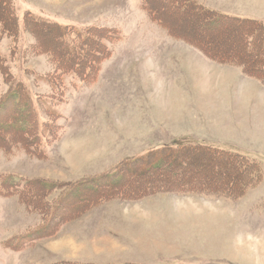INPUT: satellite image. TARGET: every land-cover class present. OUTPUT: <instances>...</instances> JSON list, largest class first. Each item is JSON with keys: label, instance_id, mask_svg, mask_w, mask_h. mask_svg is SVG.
Wrapping results in <instances>:
<instances>
[{"label": "rangeland", "instance_id": "374dc122", "mask_svg": "<svg viewBox=\"0 0 264 264\" xmlns=\"http://www.w3.org/2000/svg\"><path fill=\"white\" fill-rule=\"evenodd\" d=\"M164 1L154 0L153 6L174 34L220 53H243L244 26L203 23L190 11L188 15L171 11ZM198 2L223 15L264 22V0ZM14 4L20 14L29 8L75 28H112L117 38L106 44L109 56L91 82L84 84L66 73L59 75L60 85L55 87L53 77L43 79L44 72L53 70L46 55L20 61L18 47L14 61L9 56L10 39L0 34V55L10 65V75L21 74V79L25 70L30 72L22 81L30 90L38 122L47 121L49 130L39 127L44 160L0 152V184L6 175H14L5 181L7 191L20 186L21 176L69 182L78 188L73 195L67 188L52 193L55 200L63 193L55 211H27L16 198L0 196V264H264V86L236 68L212 63L187 40L170 36L147 17L139 0H14ZM36 32L60 63L69 61L72 54L54 30ZM88 56L89 51L82 60ZM7 88L0 76V128L27 125L10 121L15 113L26 111L1 98ZM192 142L244 153L260 163L261 182L237 199L217 193L180 194L176 190L183 178L198 177L207 184L215 180L213 163L201 156L194 166L173 163V153L156 152ZM148 153L158 159L152 166L143 163ZM122 164L124 172L102 183L122 177L125 188L135 192L157 180L172 187L171 192L136 202L108 201L70 220L78 200H87L83 194L87 188L77 184L115 174ZM134 168L140 171L133 173ZM220 172L216 179L223 177ZM40 212L49 223L42 224Z\"/></svg>", "mask_w": 264, "mask_h": 264}, {"label": "trees", "instance_id": "16d2710c", "mask_svg": "<svg viewBox=\"0 0 264 264\" xmlns=\"http://www.w3.org/2000/svg\"><path fill=\"white\" fill-rule=\"evenodd\" d=\"M153 2L154 0H139L140 7L142 11L146 13L147 17L153 23H156L168 31L170 36L183 41L187 40L192 47L197 49L201 55L206 57L212 63L236 68L240 70L243 75L256 80L260 83V85L264 86L263 21L223 15L204 7L198 2V0L164 1V3L170 5L171 11L176 10L178 13L184 11L186 14L190 11L193 15L195 14L194 17L202 18L203 23L214 24L221 22L231 28L244 26L245 29L241 33V46L244 48L243 53L240 55L220 53L210 47H205L200 41L189 40L183 35H177L171 32L169 25L158 16L159 14H157V11L153 6ZM174 3L175 6H172ZM36 29H40L44 35L45 33H49L50 30H54V32L58 34L62 47H64L67 53L72 54L71 57H68L69 61L67 63H60V60L54 56L52 51L43 46ZM0 34H3L10 39L9 56L14 61H16L15 54L18 47L21 52L18 59L20 61H26L28 57L35 54L46 55L49 58L50 65L53 70H48L46 73L44 72L43 75H45L43 76V79L50 81L51 77H53L54 81H56V84H54L55 87L60 85L59 75L62 76L66 73H72L84 84L91 82L99 71L100 64L109 56L106 44L114 42L117 38L115 30L112 28L93 25L75 28L60 22L54 17L52 19V17L48 15L43 16V14L35 13L29 8H25L20 14L14 4V0H0ZM20 46H23V49H20ZM88 51V58L86 60H82L85 53ZM256 53L258 54L256 55ZM79 58H81V60ZM49 61L47 60V62ZM79 61L84 64H81ZM26 71L27 70L24 71L23 76L30 75V72L27 73ZM20 75H14V77L11 76L10 65L7 63L6 59L0 55V76H2L5 85L8 87L5 94L1 98L5 101L10 99L13 100L17 109L20 108L26 111L25 115L15 113L11 117L10 121L15 122L16 120H19L27 123V125H22L21 127L14 129L10 126H1L0 152L4 155H12L15 152H22L28 158L31 157L37 160H44L46 158L45 153L41 149L38 138L41 137L39 131L40 126L46 128L49 133V130L46 127L47 121L38 122L37 112L34 109L33 101L29 94L30 90L22 81L23 76L20 79ZM31 85L34 86L33 84ZM52 90L53 89L51 88V96L55 94ZM48 117L51 118L49 114ZM209 144L203 142H192L185 145L182 143L181 146L176 145L175 147L169 149L164 148L161 151L156 152L163 153L167 151L173 153V163L175 161H181L182 164L188 162V165L194 166L198 163L195 161L198 159L196 158L197 156L204 157L210 163H213V176L215 177V180L213 179L207 184L205 179L199 180L198 177H191L192 179L189 180L183 178L179 181V187L177 188L178 190H176L177 192L180 194L203 195H212L217 193L227 197L228 199H237L241 197L248 188L259 185L263 175L259 162L248 157L242 152L232 151ZM153 155H155V153H148L146 157H144L143 163L145 162L149 166H152L154 162L158 161V159H153ZM164 161L166 162V159ZM133 162L134 161H131L130 163ZM123 166L124 164L118 166V171L115 174H106L77 184L78 186L83 185V187L85 186V188H87L86 190H88V192L83 193L87 196V200H78L79 204H76L79 205V207L77 210L75 209L76 212L73 213L69 219L74 220L80 218L95 206L108 201L120 200L126 202H136L158 193L171 192L169 190L172 187H164L162 184L159 185V181L157 180L154 183V186L152 184H148V186L142 190L135 192L129 191L125 188V185H123L125 183L120 182L122 177L118 180L115 179V183L112 184H108L106 182L104 184L102 183L105 179L111 180L112 177L114 180V176L123 169ZM131 167L132 165H130V168ZM155 169L156 167L153 168V171H155ZM136 171H140V169L134 168L133 173ZM157 171L160 174L164 173V171ZM220 171L224 175L222 178L219 177L216 179V173ZM166 172L170 173L171 171ZM120 175H123V173ZM165 175L167 176L168 174ZM0 177H2V175H0ZM10 178H14V175H6L2 178L3 181L0 184V196L4 198H7L8 196L16 198L17 203L20 206H23L27 211L58 210L61 207L59 200L63 193L61 192V194H58L60 196L57 200L50 198L52 193L60 190V188H62L61 190L67 188L68 195H73L76 191H78L76 190L78 189L76 188L77 186L69 182L62 183L55 182L54 180L47 178H27L26 176L20 177V186L15 187V190L7 191L8 187H4L5 185L7 186L5 181ZM225 180H228L230 183L228 185L223 184ZM147 181L149 180L147 179ZM107 185H110V187L106 188ZM84 202L86 203L83 205ZM44 206H47V209ZM40 214L42 224L47 222L49 223L48 219L45 220L43 212H40ZM51 216L50 219H52ZM63 264L77 263L65 262Z\"/></svg>", "mask_w": 264, "mask_h": 264}, {"label": "bare ground", "instance_id": "6f19581e", "mask_svg": "<svg viewBox=\"0 0 264 264\" xmlns=\"http://www.w3.org/2000/svg\"><path fill=\"white\" fill-rule=\"evenodd\" d=\"M195 15V14H194Z\"/></svg>", "mask_w": 264, "mask_h": 264}]
</instances>
